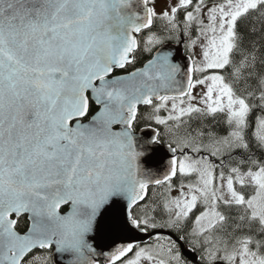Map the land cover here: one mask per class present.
<instances>
[{
  "label": "snow or ice",
  "instance_id": "1",
  "mask_svg": "<svg viewBox=\"0 0 264 264\" xmlns=\"http://www.w3.org/2000/svg\"><path fill=\"white\" fill-rule=\"evenodd\" d=\"M0 264H264V0H0Z\"/></svg>",
  "mask_w": 264,
  "mask_h": 264
}]
</instances>
